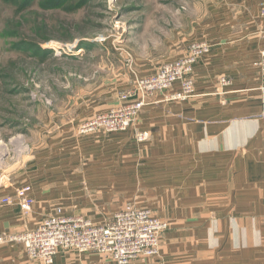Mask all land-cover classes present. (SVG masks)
<instances>
[{"label":"crops","instance_id":"1","mask_svg":"<svg viewBox=\"0 0 264 264\" xmlns=\"http://www.w3.org/2000/svg\"><path fill=\"white\" fill-rule=\"evenodd\" d=\"M263 3L222 0L205 23L167 44L162 61L132 58L129 68L148 76L195 42L211 45L194 67L191 98L168 101L181 91L175 83L120 133L79 136L81 120L59 127L20 178L0 189V197L27 190L34 200L28 217L16 205L0 206V239L34 230L57 209L102 224L133 203L171 227L157 257L130 264H264ZM104 108L93 105L83 118ZM138 132L147 141H136ZM0 264L36 263L23 244L7 242ZM54 264L116 263L61 250Z\"/></svg>","mask_w":264,"mask_h":264},{"label":"rangeland","instance_id":"2","mask_svg":"<svg viewBox=\"0 0 264 264\" xmlns=\"http://www.w3.org/2000/svg\"><path fill=\"white\" fill-rule=\"evenodd\" d=\"M58 1L0 0V189L20 178L59 127L81 120L83 136V122L118 108L136 79L159 69L139 76L132 58L162 61L167 44L222 3ZM93 105L106 108L83 118Z\"/></svg>","mask_w":264,"mask_h":264},{"label":"built area","instance_id":"3","mask_svg":"<svg viewBox=\"0 0 264 264\" xmlns=\"http://www.w3.org/2000/svg\"><path fill=\"white\" fill-rule=\"evenodd\" d=\"M261 15L264 16V3L261 5ZM210 51L211 45L207 41L191 44L180 59L161 64L152 76L136 79L131 90L122 96V105L83 122L79 134L86 136L127 131L136 125L149 100L168 93L175 83H180L181 91L169 94L168 101L191 98L194 93V67ZM258 67L264 72V50ZM219 81L222 86L230 84L224 77ZM262 101L260 116L264 119V87ZM147 139V133L136 134L138 142ZM14 205L22 210L23 216L28 217L34 200L27 190H21L14 196L0 197L1 207ZM170 227V222L155 216L149 209L132 205L122 208L104 224H95L81 216L65 217L62 210L57 209L54 215L45 218L34 230L22 235H6L0 239V244H23L29 259L36 264H54L61 250L95 253L110 258L116 264H130L139 259L157 257L161 240Z\"/></svg>","mask_w":264,"mask_h":264},{"label":"trees","instance_id":"4","mask_svg":"<svg viewBox=\"0 0 264 264\" xmlns=\"http://www.w3.org/2000/svg\"><path fill=\"white\" fill-rule=\"evenodd\" d=\"M62 0H59L56 6H59L61 4Z\"/></svg>","mask_w":264,"mask_h":264}]
</instances>
